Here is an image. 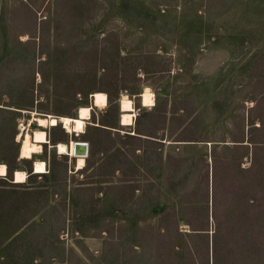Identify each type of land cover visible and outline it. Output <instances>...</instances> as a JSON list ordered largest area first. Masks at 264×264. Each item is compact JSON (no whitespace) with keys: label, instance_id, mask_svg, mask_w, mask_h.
I'll list each match as a JSON object with an SVG mask.
<instances>
[{"label":"rangeland","instance_id":"obj_1","mask_svg":"<svg viewBox=\"0 0 264 264\" xmlns=\"http://www.w3.org/2000/svg\"><path fill=\"white\" fill-rule=\"evenodd\" d=\"M0 164V264H264V0H0Z\"/></svg>","mask_w":264,"mask_h":264},{"label":"bare ground","instance_id":"obj_2","mask_svg":"<svg viewBox=\"0 0 264 264\" xmlns=\"http://www.w3.org/2000/svg\"><path fill=\"white\" fill-rule=\"evenodd\" d=\"M99 98H103L102 100ZM128 98V97H127ZM123 98L120 102V125L131 126L132 125V118H133V108L129 99ZM141 105L143 107H152L154 105L153 95L149 91V89H145L140 94ZM107 105V98L106 95L102 92H95L91 95V106L95 108H104ZM90 107H80L77 110V114L75 117H68V116H54V115H45L44 117H33L29 124L35 122L39 129H36L32 132L26 130V128L22 127V132L20 136H18L20 147H19V155L21 159L29 160L33 159L34 155H38L42 152V144L49 143L47 134L43 129L46 128H54L58 125L62 126V129L65 130L68 134H83L86 129L87 122L86 120L89 119V112ZM92 111V110H91ZM35 113V112H34ZM86 114V115H85ZM28 124V125H29ZM77 125L82 127L78 128ZM27 126V125H26ZM29 127V126H28ZM77 141L70 140V144L65 145L64 143H57L55 144V149L57 154L60 155H69L72 158L77 160V168L80 169L81 162H84L85 156L76 155L74 145ZM84 143V142H82ZM32 149H39V151H32ZM62 149V151H61ZM88 152V149H87ZM27 153V155H25ZM88 154V153H87ZM32 170L33 174H44L46 173V165L43 161L34 160L32 162ZM43 166V171H37L39 166ZM0 169L3 170V174L0 176H5L6 167L3 164H0ZM23 177V179H20ZM27 176L22 171L14 172V181L15 183H19L25 180ZM3 178V177H2Z\"/></svg>","mask_w":264,"mask_h":264},{"label":"water","instance_id":"obj_3","mask_svg":"<svg viewBox=\"0 0 264 264\" xmlns=\"http://www.w3.org/2000/svg\"><path fill=\"white\" fill-rule=\"evenodd\" d=\"M74 149H75L76 155H80V156H86L87 155V146L85 143L76 142L74 145Z\"/></svg>","mask_w":264,"mask_h":264},{"label":"snow or ice","instance_id":"obj_4","mask_svg":"<svg viewBox=\"0 0 264 264\" xmlns=\"http://www.w3.org/2000/svg\"><path fill=\"white\" fill-rule=\"evenodd\" d=\"M99 99L102 100L103 98H99ZM85 115H86V114H85ZM77 127L80 128V127H82V126L77 125ZM32 151H39V149H32ZM61 151H62V149H61ZM25 155H27V153H25ZM37 171H43V166H42V165L39 166V167L37 168ZM2 174H3V170L0 169V175H2ZM20 179H23V178L21 177Z\"/></svg>","mask_w":264,"mask_h":264},{"label":"crops","instance_id":"obj_5","mask_svg":"<svg viewBox=\"0 0 264 264\" xmlns=\"http://www.w3.org/2000/svg\"><path fill=\"white\" fill-rule=\"evenodd\" d=\"M49 141V140H48ZM45 144H48L49 145V143H45ZM45 144H42V145H45ZM31 170H32V167H31ZM33 171V170H32ZM15 180V179H14Z\"/></svg>","mask_w":264,"mask_h":264},{"label":"built area","instance_id":"obj_6","mask_svg":"<svg viewBox=\"0 0 264 264\" xmlns=\"http://www.w3.org/2000/svg\"><path fill=\"white\" fill-rule=\"evenodd\" d=\"M85 144H86V143H85ZM86 146H87V149H88V145H87V144H86ZM86 156H87V155H86ZM86 156H85V157H86Z\"/></svg>","mask_w":264,"mask_h":264},{"label":"clouds","instance_id":"obj_7","mask_svg":"<svg viewBox=\"0 0 264 264\" xmlns=\"http://www.w3.org/2000/svg\"><path fill=\"white\" fill-rule=\"evenodd\" d=\"M23 178V177H22Z\"/></svg>","mask_w":264,"mask_h":264}]
</instances>
